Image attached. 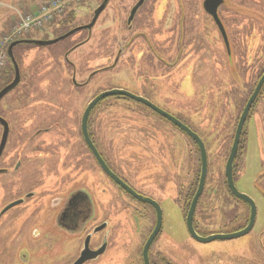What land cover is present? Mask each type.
Listing matches in <instances>:
<instances>
[{
    "label": "rangeland",
    "instance_id": "obj_1",
    "mask_svg": "<svg viewBox=\"0 0 264 264\" xmlns=\"http://www.w3.org/2000/svg\"><path fill=\"white\" fill-rule=\"evenodd\" d=\"M37 1L0 0V22H7L6 17L14 15L16 9L23 10L22 13L32 10L24 7ZM70 1L69 8L77 7L79 12L63 18L57 16L43 28L44 32L36 34L33 32L38 30H33L13 41L27 36V40L49 41L64 35L89 22L101 2ZM158 1L156 14L164 11V28L158 35L155 27L152 31L145 29L147 43L139 38L125 45L129 36L125 37L117 18L120 14L125 16L132 0H109L90 28L54 43L22 42L13 48L20 76L17 84L0 99V116L9 124L0 166L13 165L18 159L21 167L10 185L0 175V211L8 203L25 197L28 190L36 193L44 190L47 193L42 197L46 200L51 193L60 196L61 190L65 194L76 187H83L95 201L104 197L99 184L101 174L92 168L91 157L78 141L79 122L94 96L122 89L178 118L204 143L207 176L200 202L211 204L197 207L194 216L200 222L197 231L202 235L232 233L243 225L242 208L246 214L248 206L232 197L219 180L224 177L243 101L253 91L259 72L264 71V0H229L236 10L239 5L247 7L240 11L245 17L243 23L252 22V13L257 11L262 17L259 35L251 33L245 39L241 76L227 70L219 33L203 10V0ZM222 9L219 8L221 17ZM14 18L4 26L10 25ZM189 32L197 37L195 46L188 43L192 42L188 41ZM151 33L155 35L152 37ZM143 51L155 58L153 62L143 56ZM254 51L260 53L256 65L252 61ZM12 72L13 66L12 69L7 66L0 73V86L13 78ZM58 113H62L64 124L55 122ZM89 123L117 171L137 185L159 181L163 186L161 236L178 264H264V86L245 122L246 143L236 159L234 178L236 188L254 201L256 217L247 234L233 239L201 243L190 238L185 229L182 198L198 169L199 152L183 131L141 103L116 96L99 101L90 112ZM56 125L64 128L62 145L58 144L61 137L54 130ZM49 126L53 129L36 133L37 129ZM141 150L146 154L140 155ZM208 191L212 193L207 196ZM34 197L9 209L1 218L0 234L4 240L1 261L14 262L13 251L19 243H14L13 235L21 230L24 217L31 216L34 228L44 231L33 248L30 246L31 264H62L64 235L54 227L47 205L30 214L37 202ZM202 214L204 222L200 219ZM134 224L130 223L131 229ZM74 240L69 241V257L78 248ZM125 241L126 238L120 239L117 245L124 247Z\"/></svg>",
    "mask_w": 264,
    "mask_h": 264
},
{
    "label": "flooded vegetation",
    "instance_id": "obj_2",
    "mask_svg": "<svg viewBox=\"0 0 264 264\" xmlns=\"http://www.w3.org/2000/svg\"><path fill=\"white\" fill-rule=\"evenodd\" d=\"M108 1L109 0H101L98 7L101 4H104V8H103L104 10L105 7L107 6ZM203 1H202V7H203ZM158 3H159L158 0H132L131 4L128 5L127 8L125 9V13H126L125 16L120 14V17L117 18L120 28L124 29L125 31V37L127 38V36H129L128 39L124 41L126 46L128 42L133 43L135 39H139V38H142L143 41L144 42L146 41L147 43L148 38L145 35V32H144L145 29H150L152 31L156 28L157 35L160 33V31L163 30L165 14H164V11L161 14H156L159 8V5H160V3L159 4ZM229 3H230L229 0H222V4L217 9L218 17L222 23V26H223V29L226 35V42L222 38L221 33L218 30L217 25L213 21L212 17L206 12L205 13L210 18V20L213 22V24L215 25L219 33L221 45H222V51H223L222 59L225 60L227 70H229L230 72L237 73L239 74V76H241L239 69L244 67L242 64L243 63L242 61H244L246 57L245 56L246 51L244 48L245 39L251 33L259 35V32L262 31V29L260 30V26H261L260 21L262 20V17L259 16L260 12L256 10L257 11L256 14L252 13V18H251L252 22L248 21V23H243V21L245 20L244 19L245 17L243 13L241 12H244L245 9H247V7L243 5H239L240 9L236 10L234 9V7L229 5ZM69 7L70 6H68L67 9L64 11L62 18L65 15L68 16L70 13L79 12V9L77 7H71V8ZM221 7H223L222 17L219 14V8ZM93 16L89 22H86L83 25H79L78 27H75L71 30L77 29L76 31H78L84 28H90L95 23L94 22L90 27H87V25L91 23ZM237 18L239 19L237 20ZM154 35L155 33H151L152 37ZM188 35H189L188 41H192L188 43L192 46H195L198 42L197 37L192 36L191 32H189ZM26 39H28V37H26ZM40 40H43V39H40ZM256 48H258V44ZM142 53H143V56H147V58L152 62H153V59H155L148 52L143 51ZM253 56L254 58L252 59V61L254 62V65H256V63L260 61V53L254 51ZM156 62H157V67H159L160 61L157 60ZM236 62H238V64H236ZM231 67L233 69H231ZM240 70L244 72L243 69H240ZM263 72L264 71L259 72L257 79H256L257 81ZM13 77H14V74H13ZM12 80L13 78L5 82L4 84H2L0 86V90L4 88L6 85H8ZM256 80L254 83V87L257 83ZM262 87L255 101L259 98ZM112 96L132 99L130 97L122 96V95H112ZM249 96L245 99V101H243L244 102L243 105H245ZM134 101L141 103L142 105L148 107L153 112L158 114L156 111H154L152 108H150L146 104L139 102L137 100H134ZM255 101L253 102V104L255 103ZM98 102L96 104H98ZM252 105H251V108H252ZM251 108L249 110L248 116L250 114ZM90 112H89V115H90ZM58 114L59 116L55 118V122L64 124L63 118L61 117L62 113H58ZM80 121H81V118H80ZM51 129H53L51 126L43 128V129H37L36 133L39 134L41 131L48 132ZM54 130L58 131L59 135H57V137L58 138L61 137L59 139L58 144L62 145V142H63L62 135L64 131L63 126L61 125V128H59L58 125H56ZM87 131H88V135L91 141L93 142L94 146L96 147L98 153L100 154L101 158L103 159L107 167L124 184H126V186H128L137 195L147 197L153 200L154 202H156V204L159 206L161 210V215H162V209H161L160 202H161V197H162L161 194L163 193V190H162L163 186L160 185L159 181L150 182V183L145 182V183H142V185L135 184L131 179L121 174L113 166L106 151L102 148L100 142L96 139L94 135L93 124L89 123V116L87 120ZM234 132H235V128H234ZM2 133H3V126L0 124V140H1ZM243 134H244V127H243L242 134L240 136V140L237 145L236 156L233 161V179L235 178V172L238 168L235 163L236 159L241 155L242 151H244L243 148L246 143V137H243ZM8 136H9V124H8V134L6 138V143L4 145L0 158L3 155L4 150L6 148ZM233 138H234V133H233V137L231 141H233ZM78 141H81L87 153L91 157V161L93 164L92 168L101 174L102 181L99 184H100V187L102 185L101 191L104 192L105 196L102 197L101 199L98 198L97 201H95L92 197H90V194L83 187H76V188L71 189L65 194H64V190H61L60 196L57 194L51 193L50 195H47L49 197H47L48 200H46L45 198L42 197L44 193L45 194L47 193L44 190L40 191V193H36L33 190H28L24 194L25 197L16 199L8 203L7 205L18 201L17 204L4 210V208L7 206L5 205L1 209L0 221H1V218L6 214V212L9 209L15 206L23 205L26 199L28 200L29 198L36 196V198L34 197V200L37 202L35 206L32 209H30L31 210L30 214H32V212L34 213L38 212V210H40L42 206L47 205V208H49L47 211L50 210L52 212V214H49L48 216L53 217L54 227L59 233H62L64 235V263L62 264H73L77 259L81 257H85V259L81 262V264H145L144 257H143V249H144V244L146 240L148 239V237L150 236V234L152 233L155 227L156 214H157L156 208L151 203L141 201L138 198H136L132 193L124 190L121 186H119L115 181H113L102 170L100 164L98 163L96 158L93 156L92 152L87 147L83 139L81 128H80V122H79V140ZM192 142L195 144V146H197V144L194 141ZM197 150H198V146H197ZM54 153L58 154V151H54ZM139 153L140 155L146 154V151L141 150L139 151ZM20 167H21L20 161L17 159L15 162H13V165L0 166V175H4L7 179L8 184L10 185L11 181H14L15 179H17L18 170L20 169ZM31 167L34 169V171H36L35 165H32ZM199 173H200V159H199V166L195 173L194 179L187 186L185 195H183V198H182L181 206H182V211L184 213V224H185L186 231H187V228H186L185 218H186L187 211L190 207V202L197 190V186L199 182ZM219 182H220L219 184L224 185L228 193L232 197H234L228 190L225 176L221 177V180H219ZM205 183H206V178H205L202 192L197 200V203L194 209L193 220H192L193 228L195 232L200 236H207V235H202L197 231V227L200 225V222L195 221V218H194L196 209L198 206L202 207L204 205L208 206L211 204L210 201L206 203L200 202L201 195L203 194V191L205 188ZM211 193H212L211 191H208L207 196ZM53 195H56V196H53ZM214 195H216L215 192L213 193V196ZM244 204L248 206V209L245 214V209L242 208L243 225L238 226L234 232L245 227V225L248 222L249 211H250L249 205L246 204L245 202ZM203 211L204 209L200 210V213H203ZM95 217H97V219ZM200 217H201L200 219H202L204 222V219H205L204 214L200 215ZM24 218L25 220L23 219V222L21 223L22 225V228H20L21 230H19L17 233H15V235H13L14 243L15 242L19 243L18 247L16 246V250H15L16 252L13 251V254H15L14 262L13 261L12 262L1 261V259H3L4 240L1 237L3 235L0 234V264H31L32 263L30 259L31 247L36 244L37 240L40 239L42 234H44V231L41 230L39 232L37 229L34 228L36 226H33L34 222L31 216H27V217L25 216ZM92 219H95V221H92ZM9 222L10 221H7V223ZM131 222L136 223L133 226L134 229H131V225H130ZM28 228L31 229L29 233H28ZM27 233L28 235L26 236ZM161 233H162V223H161L160 229L158 230L157 234L155 235V237L153 238L152 242L150 243L147 249L148 264H178L177 259H175V257L173 256V252L170 250V247L165 245V242H164L165 240L162 238ZM221 234H224V233H221ZM71 238L75 239L73 243L75 245L77 243L78 248L76 249V251L73 252L74 254L72 253L73 255L69 257L68 255L69 253L67 252V250H68V247H69L68 245H69V241H71ZM123 238H126V241H125L124 247H121L117 245V243L118 241H120V239H123ZM190 238L192 237L190 236ZM25 242L28 243V247ZM22 243L25 244L26 246L25 245L22 246L21 245ZM46 257H47V254L45 253L44 258Z\"/></svg>",
    "mask_w": 264,
    "mask_h": 264
},
{
    "label": "water",
    "instance_id": "obj_3",
    "mask_svg": "<svg viewBox=\"0 0 264 264\" xmlns=\"http://www.w3.org/2000/svg\"><path fill=\"white\" fill-rule=\"evenodd\" d=\"M222 4V0H204L203 1V9L204 11L209 14L213 21L215 22V24L217 25L218 30L221 33L222 38L225 40L226 42V35L222 26V23L218 17L217 14V9L218 7ZM104 8V4H101L94 12V16L93 19L91 21V23H89L87 25V27H90L96 20L97 16L99 15V13L103 10ZM77 29L71 30L67 33H65L64 35H61L59 37H56L52 40H16L11 42L8 47H7V54L8 57L10 59V62L13 66V70H14V77L13 80L6 85L4 88H2L0 90V99L6 94V92L8 90H10L12 87H14L17 82L19 81V67L18 64L14 58L13 55V48L18 45L21 44L22 42H32V43H40V44H45V43H54L57 42L67 36H69L71 33H73L74 31H76ZM264 84V72L262 73V75L260 76V78L258 79L252 93L250 94L249 98L247 99L239 117H238V121L236 123V127H235V132H234V138L232 141V145L230 147V151L228 154V157L226 159L225 162V166H224V176L226 179V184L228 187V190L230 191V193L244 201L245 203H247L249 205V217H248V222L245 225V227H243L242 229L236 231V232H232V233H224V234H210L207 236H200L198 235L192 225V220H193V214H194V209L197 203V200L202 192L203 186H204V182H205V178H206V174H207V155H206V150L204 147V143L202 142V140L200 139V137L194 132L192 131L190 128H188V126H186L185 124H183L182 122H180L178 119H176L173 115L165 112L164 110L156 107L155 105H153L152 103H150L149 101L145 100L142 97L139 96H135L127 91L124 90H120V89H112L109 91H105L100 93L99 95L95 96L86 106V108L83 111V114L81 116V121H80V128H81V133L83 136V139L87 145V147L90 149V151L92 152L93 156L96 158V160L98 161V163L100 164L102 170L113 180L115 181L119 186H121L124 190L132 193L136 198H138L141 201L144 202H149L152 205H154V207L156 208L157 214H156V223H155V227L152 231V233L150 234V236L148 237V239L146 240L145 244H144V249H143V257H144V262L145 264H148V260H147V249L150 245V243L152 242L153 238L155 237V235L157 234L158 230L161 227V223H162V215H161V210L159 208V206L156 204V202H154L153 200L147 198V197H143L141 195H137L135 192H133L128 186H126V184H124L105 164V162L103 161V159L101 158L100 154L98 153L96 147L94 146L93 142L91 141L89 135H88V131H87V120H88V116H89V112L92 109V107L101 99L107 97V96H112V95H122V96H127L130 97L134 100H137L139 102H142L144 104H146L147 106H149L150 108H152L154 111H156L160 116L164 117L166 120H168L169 122H171L172 124L176 125L178 128H180L186 135H188L190 137V139L192 141H194L197 146H198V152H199V159H200V173H199V182H198V186H197V190L196 193L194 194L191 202H190V207L187 211L186 214V228L187 231L189 233V235L196 241L201 242V243H208L214 240H226V239H233V238H237L240 236H243L245 234H247L253 227L254 225V221H255V217H256V206L254 201L246 194L240 192L234 183V179H233V161L234 158L236 156V152H237V145L238 142L240 140V136L242 134L243 131V127L246 121V118L248 116L249 110L251 108V105L253 104V102L255 101L261 87ZM0 124L3 126V133L1 136V140H0V155L2 153V150L4 148V145L6 143V138H7V134H8V123L5 119H3L2 117H0ZM18 202V201H17ZM17 202H13L9 205H7L4 210H6L7 208L17 204ZM85 259V257H81L79 259H77L73 264H81V262Z\"/></svg>",
    "mask_w": 264,
    "mask_h": 264
},
{
    "label": "built area",
    "instance_id": "obj_4",
    "mask_svg": "<svg viewBox=\"0 0 264 264\" xmlns=\"http://www.w3.org/2000/svg\"><path fill=\"white\" fill-rule=\"evenodd\" d=\"M70 0H46L40 2L34 9L19 14L14 18L4 36L0 37V73L7 69V46L17 37L28 35L33 30H43L51 25L57 16L62 17L70 6Z\"/></svg>",
    "mask_w": 264,
    "mask_h": 264
},
{
    "label": "crops",
    "instance_id": "obj_5",
    "mask_svg": "<svg viewBox=\"0 0 264 264\" xmlns=\"http://www.w3.org/2000/svg\"><path fill=\"white\" fill-rule=\"evenodd\" d=\"M42 0H38L37 2H35V4H32L30 7L29 6H26V7H24V8H26L27 10H28V8L29 9H34L37 5H38V3L39 2H41ZM23 8V6H22V9H24ZM15 8H13V10H14ZM22 11L23 10H21V9H16V10H14V15L11 13V14H9L7 17H6V19H7V22H4L3 20L0 22V25H2V27H1V32L3 31V32H5L6 30H7V28L9 27V25H6V26H4L6 23H9L14 17H15V14H21L22 13ZM13 12V11H12ZM17 15V16H18ZM16 16V17H17ZM6 21V20H5ZM40 31L41 30H38V31H36V32H33V33H36V34H38V33H40ZM43 32H44V30H42ZM44 34V33H43ZM38 39H41V38H38ZM43 39V38H42Z\"/></svg>",
    "mask_w": 264,
    "mask_h": 264
},
{
    "label": "trees",
    "instance_id": "obj_6",
    "mask_svg": "<svg viewBox=\"0 0 264 264\" xmlns=\"http://www.w3.org/2000/svg\"><path fill=\"white\" fill-rule=\"evenodd\" d=\"M72 12H73V11H72ZM27 37H28V36H27ZM21 40H27V39L23 38V39H21ZM8 66H9V68L12 69V64H11V63H9ZM8 73H9V72H8ZM8 73H6V74H8ZM12 74H13V72H12ZM4 75H5V74H4Z\"/></svg>",
    "mask_w": 264,
    "mask_h": 264
}]
</instances>
